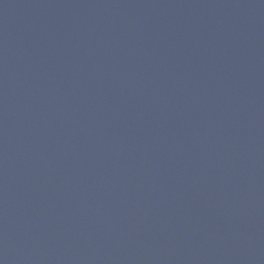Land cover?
<instances>
[{
    "label": "water",
    "instance_id": "95a60500",
    "mask_svg": "<svg viewBox=\"0 0 264 264\" xmlns=\"http://www.w3.org/2000/svg\"><path fill=\"white\" fill-rule=\"evenodd\" d=\"M0 264H264V0H0Z\"/></svg>",
    "mask_w": 264,
    "mask_h": 264
}]
</instances>
